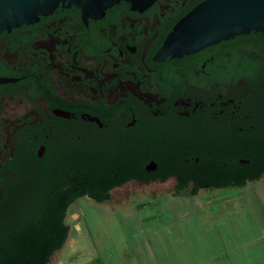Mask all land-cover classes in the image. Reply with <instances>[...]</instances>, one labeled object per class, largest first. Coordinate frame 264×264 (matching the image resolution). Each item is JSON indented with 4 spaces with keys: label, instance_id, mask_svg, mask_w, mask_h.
I'll return each instance as SVG.
<instances>
[{
    "label": "flooded vegetation",
    "instance_id": "flooded-vegetation-1",
    "mask_svg": "<svg viewBox=\"0 0 264 264\" xmlns=\"http://www.w3.org/2000/svg\"><path fill=\"white\" fill-rule=\"evenodd\" d=\"M205 1L146 9L122 1L101 17L61 4L0 34V224L7 218L12 244L39 213L34 202L48 196L63 214L90 158L91 185H114L110 193L128 184L232 185L247 175L264 142V33L158 57ZM85 198L96 201L78 198L67 218Z\"/></svg>",
    "mask_w": 264,
    "mask_h": 264
},
{
    "label": "rangeland",
    "instance_id": "rangeland-1",
    "mask_svg": "<svg viewBox=\"0 0 264 264\" xmlns=\"http://www.w3.org/2000/svg\"><path fill=\"white\" fill-rule=\"evenodd\" d=\"M111 195L73 206L66 223L76 234L50 264H168L172 247L192 264H213L221 249H250L264 264V177L241 189L188 187L177 195L172 184H128Z\"/></svg>",
    "mask_w": 264,
    "mask_h": 264
},
{
    "label": "water",
    "instance_id": "water-1",
    "mask_svg": "<svg viewBox=\"0 0 264 264\" xmlns=\"http://www.w3.org/2000/svg\"><path fill=\"white\" fill-rule=\"evenodd\" d=\"M122 1L146 9L156 0H0V34L34 23L61 4L77 7L85 16L101 17ZM251 32L264 33V0H207L175 25L158 57H183Z\"/></svg>",
    "mask_w": 264,
    "mask_h": 264
},
{
    "label": "trees",
    "instance_id": "trees-1",
    "mask_svg": "<svg viewBox=\"0 0 264 264\" xmlns=\"http://www.w3.org/2000/svg\"><path fill=\"white\" fill-rule=\"evenodd\" d=\"M127 156H130L131 149L125 147ZM258 155L255 160L252 161L251 167L243 172H247V175H243L239 181L232 185H219V186H202L199 188H216V189H228V188H244L249 182L258 180L264 175V142L258 144ZM118 149L111 153L113 157ZM121 152H124L121 149ZM86 165L81 169V175L79 177V192L76 195L71 196L70 200L63 205V214H56L55 208L49 207L47 199H43L38 202H34L33 211H39V213L32 214L27 217L28 222L23 226L22 231L18 235L17 243L12 244L11 239L8 236L9 223L7 218L0 224V264H50L52 257L58 251L62 250L66 245L68 239L71 236H75L76 232L72 230L71 226L66 223L65 211L76 200L85 195H89L98 203H105L111 199V190L114 185L104 186L98 182L91 185V158L85 162ZM186 186H176L177 195H179ZM36 192V191H35ZM50 192L42 191L40 194H49ZM37 195V192L35 193ZM35 196V195H34ZM22 197V196H21ZM23 199V198H22ZM22 203V200H21ZM24 203V202H23ZM22 211H25L27 207L23 206ZM30 210V211H31ZM100 261H96L90 264H99Z\"/></svg>",
    "mask_w": 264,
    "mask_h": 264
},
{
    "label": "crops",
    "instance_id": "crops-1",
    "mask_svg": "<svg viewBox=\"0 0 264 264\" xmlns=\"http://www.w3.org/2000/svg\"><path fill=\"white\" fill-rule=\"evenodd\" d=\"M260 240H264V234L260 238ZM249 244V243H247ZM246 244V245H247ZM255 246V243L252 244ZM248 248L249 245L247 246ZM250 249L246 252L241 253L237 249L234 251H231L229 249H221L216 256L212 257L209 262L213 264H262V263H256L255 261L259 259L260 254H256L255 256L252 255V253H249ZM262 251L264 252V242L262 243ZM182 252H185L184 248L182 247ZM173 253V254H172ZM169 262L168 264H192L190 262H185L184 258H179V250L177 247L169 248ZM236 257V259L234 258ZM151 263V262H150ZM155 264V262H153ZM193 264H205L204 261H199L198 263Z\"/></svg>",
    "mask_w": 264,
    "mask_h": 264
}]
</instances>
